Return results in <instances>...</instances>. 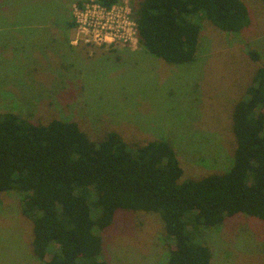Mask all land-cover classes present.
Here are the masks:
<instances>
[{
	"label": "rangeland",
	"instance_id": "374dc122",
	"mask_svg": "<svg viewBox=\"0 0 264 264\" xmlns=\"http://www.w3.org/2000/svg\"><path fill=\"white\" fill-rule=\"evenodd\" d=\"M76 1L0 0V112L34 123L71 119L95 141L112 130L131 145L172 138L187 177L229 168L233 105L264 64V2L244 0L252 23L241 32L204 22L197 59L172 64L140 44L73 45L74 29L63 24ZM121 1L135 8L140 0ZM249 50L263 58L251 59ZM18 192L1 194L0 264H44ZM102 234L108 264H165L175 247L155 213L120 210ZM200 235L213 264H264V225L253 216L239 215Z\"/></svg>",
	"mask_w": 264,
	"mask_h": 264
},
{
	"label": "trees",
	"instance_id": "16d2710c",
	"mask_svg": "<svg viewBox=\"0 0 264 264\" xmlns=\"http://www.w3.org/2000/svg\"><path fill=\"white\" fill-rule=\"evenodd\" d=\"M133 16L140 49L172 64L197 59L204 22L232 33L252 23L244 0H140ZM63 26L74 28L73 16ZM244 94L231 111L232 165L200 177L185 175L169 137L131 145L112 130L95 141L71 119L34 123L0 112V203L7 191L23 195L33 250L44 264H108L102 233L120 210L161 217L175 244L165 264H213L203 229L242 214L264 225V64Z\"/></svg>",
	"mask_w": 264,
	"mask_h": 264
},
{
	"label": "built area",
	"instance_id": "2783aa9c",
	"mask_svg": "<svg viewBox=\"0 0 264 264\" xmlns=\"http://www.w3.org/2000/svg\"><path fill=\"white\" fill-rule=\"evenodd\" d=\"M75 21L71 43L91 46L139 45V31L129 1L104 6L98 0L75 2L71 7Z\"/></svg>",
	"mask_w": 264,
	"mask_h": 264
}]
</instances>
